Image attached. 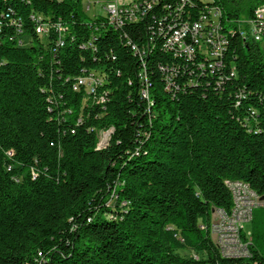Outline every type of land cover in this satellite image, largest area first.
Listing matches in <instances>:
<instances>
[{
	"label": "trees",
	"instance_id": "16d2710c",
	"mask_svg": "<svg viewBox=\"0 0 264 264\" xmlns=\"http://www.w3.org/2000/svg\"><path fill=\"white\" fill-rule=\"evenodd\" d=\"M214 3L234 29L235 74L172 97L157 66L177 52L151 37L141 79L154 106L144 115L138 53L120 27L97 31L98 49L87 51L80 45L103 15L88 19L83 0H0V264H264V207L253 211L250 257H223L209 229L214 208L232 207L226 180L264 196V44L237 30L264 0ZM31 14L45 29L61 20L64 44L53 30L44 41ZM127 26L145 36L139 20ZM99 66L109 76L104 108L72 89Z\"/></svg>",
	"mask_w": 264,
	"mask_h": 264
},
{
	"label": "built area",
	"instance_id": "2783aa9c",
	"mask_svg": "<svg viewBox=\"0 0 264 264\" xmlns=\"http://www.w3.org/2000/svg\"><path fill=\"white\" fill-rule=\"evenodd\" d=\"M102 7L105 10L103 18L96 17L91 21L93 33L80 47L87 51L98 49L97 31L108 27L121 28L122 36L134 43V50L138 53L136 74L139 75L138 93L145 103L144 115L150 114L154 106L149 104L141 79V55L151 37H158V47H174L177 50L176 59L162 58L157 66L164 88L172 97H176L179 92L186 93L191 88L219 87L229 74H235V67L228 71L227 64L230 30L234 29L222 24L223 10L216 8L214 0H104ZM89 8L90 4L87 5V9ZM5 16L22 37L23 22L11 16L10 12ZM127 19H139V26H145V36L141 41L138 42L135 38L136 27L127 26ZM31 20L35 22L34 28L39 35L48 36L53 30L57 35V45L64 44L66 26L61 20L53 21L54 29H45L41 15L31 14ZM237 23L241 38L263 40L264 4L255 10L253 17L242 18ZM16 37L11 36L10 39ZM19 41L24 44L22 40ZM106 57L114 60L116 55L108 53ZM108 80L109 76L103 66L83 69L80 75L73 78L72 89L85 91L86 100L104 108L109 89L103 87ZM241 96L242 92H237L236 106L240 105ZM111 131H114V127ZM96 148L101 149L99 145ZM7 154L11 157L13 152L8 151ZM12 168V163L6 164L8 171ZM14 180L19 181V178L15 176ZM226 185L232 195V207L230 210L217 207L213 209L212 217H222V225L213 226L210 220L211 238L223 257L243 259L252 255V234L251 231H246L245 224L252 221L254 209L264 207V198L245 181L226 180Z\"/></svg>",
	"mask_w": 264,
	"mask_h": 264
},
{
	"label": "rangeland",
	"instance_id": "374dc122",
	"mask_svg": "<svg viewBox=\"0 0 264 264\" xmlns=\"http://www.w3.org/2000/svg\"><path fill=\"white\" fill-rule=\"evenodd\" d=\"M206 1H211V0H206ZM88 4H90V8L89 9H87V5ZM103 4H104V0H90V1L83 0V7H84V10H85L87 18L88 19H93L96 16L104 15L105 14V10L102 7ZM42 38H43L44 41H46V37L45 36H42ZM26 43H28V42H26ZM262 43L264 44V39L262 40ZM105 133H107V132H105ZM104 135H106V134H104ZM111 204L114 205L115 204V200H112ZM252 228H253L252 221H249V222H247L245 224L246 231H251ZM180 253H181V255L187 256V257L194 254V252L190 251V250H180Z\"/></svg>",
	"mask_w": 264,
	"mask_h": 264
},
{
	"label": "bare ground",
	"instance_id": "6f19581e",
	"mask_svg": "<svg viewBox=\"0 0 264 264\" xmlns=\"http://www.w3.org/2000/svg\"><path fill=\"white\" fill-rule=\"evenodd\" d=\"M138 20L139 19H127V22L131 23V22H136ZM176 52H177V50H176ZM108 133H109V131H107V133H105L106 135H104V136L105 137H108ZM211 225H213V226H220V225H222V217H212Z\"/></svg>",
	"mask_w": 264,
	"mask_h": 264
},
{
	"label": "water",
	"instance_id": "95a60500",
	"mask_svg": "<svg viewBox=\"0 0 264 264\" xmlns=\"http://www.w3.org/2000/svg\"><path fill=\"white\" fill-rule=\"evenodd\" d=\"M264 198V196H262Z\"/></svg>",
	"mask_w": 264,
	"mask_h": 264
}]
</instances>
